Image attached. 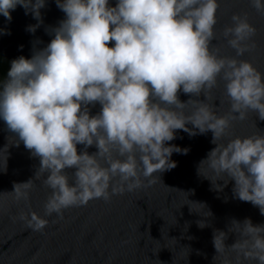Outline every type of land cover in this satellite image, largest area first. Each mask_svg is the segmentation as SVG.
Wrapping results in <instances>:
<instances>
[{
    "label": "clouds",
    "instance_id": "obj_1",
    "mask_svg": "<svg viewBox=\"0 0 264 264\" xmlns=\"http://www.w3.org/2000/svg\"><path fill=\"white\" fill-rule=\"evenodd\" d=\"M46 3L0 0V15L10 22L12 11L24 7L38 21L27 28L35 33ZM250 3L264 14V0ZM56 4L65 18L46 29L51 41L44 48H37L36 41L31 58L13 59L0 81V120L17 146L22 142L39 158L35 177L44 176L43 184L51 190L45 215L62 216L65 209L90 200L107 201L154 184L155 174L177 166L171 160L174 152L189 151L168 143L177 130L190 136L211 131L216 147L200 165L207 161L213 176L204 177L217 190L234 181L235 197L264 215V134L220 143L230 137L233 122L245 121L249 113L264 121V73L240 59L256 47L257 29L247 14L234 13L223 28L222 37L235 52L225 56L222 46L213 43L218 41V0ZM221 81L229 104L224 114L217 113L211 95ZM181 92L189 99L182 101ZM96 105L100 109L93 115ZM92 147L97 151L90 153ZM67 169L75 171L70 175ZM221 180L223 185L217 183ZM32 186L30 179L15 184L12 192L17 200H27ZM19 218L34 231L47 225L36 212H22ZM198 226L208 224L202 220ZM228 232L237 236L231 245L225 243V231L214 230V261L264 264V224L232 220Z\"/></svg>",
    "mask_w": 264,
    "mask_h": 264
},
{
    "label": "water",
    "instance_id": "obj_2",
    "mask_svg": "<svg viewBox=\"0 0 264 264\" xmlns=\"http://www.w3.org/2000/svg\"><path fill=\"white\" fill-rule=\"evenodd\" d=\"M109 2L114 5L116 0ZM218 2L215 28L218 41L213 43L222 46V55L234 56V50L222 37V30L231 24L234 13L247 14L249 22L257 29L253 37L256 47L240 59L251 61L264 73V14L258 13L250 0ZM41 14L43 23L35 33L27 28L38 21L30 12L26 14L24 7L18 5L12 11L10 22L0 15V54L11 62L19 56L31 58L38 40L37 48L46 47L53 38L46 29L57 26L65 14L57 7L56 0H47ZM223 92L221 81L211 93L218 114L227 113L229 109ZM180 99L186 101L189 96L181 92ZM221 99L223 104H219ZM99 109V105L92 107V114ZM256 134H264V121L249 113L245 121L233 122L230 137L220 143L226 144L235 136ZM212 136L211 131L190 136L177 130L176 138L168 143L189 151L187 154L174 152L171 160L176 161L177 166L155 174L154 184L113 195L107 201L90 200L86 205L65 209L62 216H46L44 204L51 190L44 186V176L35 177L39 158L33 157L22 142L17 146V138L0 120V264H222L219 259L213 260L216 255L214 230L225 231V243L231 245L237 238L235 233L228 232L232 220L243 222L250 218L253 224H264V215L252 203L235 197L234 181L217 190L212 181L204 177L213 176L207 161L200 165L216 147L211 142ZM77 147L83 150V145ZM88 151L92 153L97 149L92 147ZM66 171L71 175L75 170ZM30 179L33 186L28 199L17 200L12 192L15 184ZM144 183L147 185V181ZM217 183L223 185L224 181ZM22 212H36L47 220L46 227L41 231L29 228L19 218ZM202 220L207 227L198 226V221Z\"/></svg>",
    "mask_w": 264,
    "mask_h": 264
},
{
    "label": "rangeland",
    "instance_id": "obj_3",
    "mask_svg": "<svg viewBox=\"0 0 264 264\" xmlns=\"http://www.w3.org/2000/svg\"><path fill=\"white\" fill-rule=\"evenodd\" d=\"M10 68V60L0 54V81L6 76L7 71Z\"/></svg>",
    "mask_w": 264,
    "mask_h": 264
}]
</instances>
